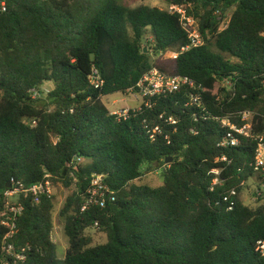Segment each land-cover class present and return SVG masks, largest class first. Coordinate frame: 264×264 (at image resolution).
<instances>
[{"label":"trees","instance_id":"trees-1","mask_svg":"<svg viewBox=\"0 0 264 264\" xmlns=\"http://www.w3.org/2000/svg\"><path fill=\"white\" fill-rule=\"evenodd\" d=\"M162 1L196 21L203 45L181 52L189 34L168 9L0 0V197L11 180L74 188L60 212L64 259L52 240L54 195L23 199L13 243L27 249L25 264H264L256 252L264 205L241 199L248 181L264 180L251 168L264 144V0ZM154 67L195 87L146 99L128 119L113 115L103 99L137 92ZM45 83L54 88L43 97ZM246 112L252 137L220 147L228 131L220 121L241 127ZM214 169L225 182L211 190ZM154 172L162 186L136 184ZM95 176L116 201L82 213ZM233 188L230 211L223 198ZM94 227L107 243L91 246Z\"/></svg>","mask_w":264,"mask_h":264},{"label":"built area","instance_id":"built-area-1","mask_svg":"<svg viewBox=\"0 0 264 264\" xmlns=\"http://www.w3.org/2000/svg\"><path fill=\"white\" fill-rule=\"evenodd\" d=\"M169 10L170 12L181 14V22L184 29L189 34L190 44L183 48L181 52L203 45L204 42L196 21L187 17L185 11L181 8L171 7ZM178 55V53L173 54L171 58L177 59ZM90 79L96 88L101 86L102 82L98 70L93 72ZM184 86H189L191 88L195 87L194 83L189 78L169 76L154 67L139 81L137 84V92L131 90L128 94L142 99L144 103L146 99H151L161 94L177 92ZM38 95L39 94L35 92L34 98ZM192 98L193 102L201 107L200 97L198 95H193ZM130 111V109H123L119 112H113L112 114L123 119H128L130 117ZM252 116L251 112L243 113L242 120L245 124L241 127L232 124L229 121L221 120L220 122L228 129V131L226 137L221 141L219 146L222 148L238 147L243 138H251ZM170 121L175 123L172 119ZM223 161H227V157H224ZM251 168L256 174L264 178V144L259 145L255 162L251 164ZM221 172V169H214L212 171L215 178L211 190H214L215 186L224 185L225 181L221 178ZM48 178L49 177L47 176V179ZM250 181L256 185L254 193L255 201L264 205V180L251 179ZM10 183L12 184V188L7 189L4 196L0 197V227L6 229V233L2 236L0 241V264H25L28 258L27 249L17 248L13 243V240L18 233V222L25 210L23 199L31 197L35 203H40L42 197L53 196V186L49 180L32 186H25L22 183H16L14 180H11ZM238 196L239 192L236 188L231 189L230 192L224 196L223 200L227 203L230 211L234 209L236 205L234 198H237ZM108 201H116L114 192L106 184L103 176H95L91 181V186L88 190L81 212L84 213L91 207L104 208ZM256 252L264 258V240H260L257 243Z\"/></svg>","mask_w":264,"mask_h":264},{"label":"rangeland","instance_id":"rangeland-1","mask_svg":"<svg viewBox=\"0 0 264 264\" xmlns=\"http://www.w3.org/2000/svg\"><path fill=\"white\" fill-rule=\"evenodd\" d=\"M122 3L125 6L130 8H135L141 5L157 7L164 10H169V6L162 0H122ZM231 11L226 13V17L231 16ZM152 41L151 37H148L144 42ZM159 57L152 56L153 61H158ZM53 84L45 83L43 86L44 95L46 97L47 94L53 90ZM104 103L113 112H119L123 109L136 110L140 109L142 106L143 100L140 98H136L132 95H112L105 97L103 99ZM136 184L143 185L148 184L152 187H160L164 184V179L162 177L161 172L148 173L140 180L136 181ZM256 185L252 181H248L244 189L241 193L242 202L249 206L250 208H256L260 203L255 201L254 193H255ZM74 188H64L62 185H57L53 188V195L55 197V209L53 212V222H54V230L52 234V240L58 246V255L60 259H64L67 254V250L69 248L68 238L64 232V221L60 216V212L66 202L67 198L72 194ZM88 237L91 239V246H97L101 244L107 243V235L106 233L100 231L98 227H94L87 231Z\"/></svg>","mask_w":264,"mask_h":264},{"label":"water","instance_id":"water-1","mask_svg":"<svg viewBox=\"0 0 264 264\" xmlns=\"http://www.w3.org/2000/svg\"><path fill=\"white\" fill-rule=\"evenodd\" d=\"M171 161H172L171 159H168L167 163H169ZM7 188L8 189H11L12 188V184L10 182L7 184Z\"/></svg>","mask_w":264,"mask_h":264}]
</instances>
